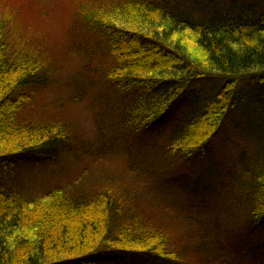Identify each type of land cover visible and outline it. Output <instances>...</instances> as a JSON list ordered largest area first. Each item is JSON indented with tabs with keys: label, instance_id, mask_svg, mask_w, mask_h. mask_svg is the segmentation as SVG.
Masks as SVG:
<instances>
[{
	"label": "trees",
	"instance_id": "1",
	"mask_svg": "<svg viewBox=\"0 0 264 264\" xmlns=\"http://www.w3.org/2000/svg\"><path fill=\"white\" fill-rule=\"evenodd\" d=\"M201 1L207 6L182 8L184 0L75 5L72 29L82 36L68 38L66 52L82 54L84 69L103 65L106 81L125 95L119 103L102 102L96 125L107 144L96 159L114 151L116 140L164 124L179 105L185 111L151 155L126 152L124 175L99 168L95 180L45 186L36 179L47 168L91 151L75 143L67 122L47 120L38 103L62 81L64 53L51 50L46 31L32 34L20 0H0V264H240L230 255L241 253L247 264H264V236L248 244L264 229V158L247 165L245 182L227 191V212L241 216L239 232L227 231L219 218L208 228L196 217L200 209L179 206L180 214H191L182 215L185 231H176L172 220L178 208L164 185L172 168L197 164L232 111L242 116L255 107L238 99L240 85H250L247 94L264 83V0ZM197 84L214 88L202 98L192 90ZM237 100L243 106L235 107Z\"/></svg>",
	"mask_w": 264,
	"mask_h": 264
},
{
	"label": "rangeland",
	"instance_id": "2",
	"mask_svg": "<svg viewBox=\"0 0 264 264\" xmlns=\"http://www.w3.org/2000/svg\"><path fill=\"white\" fill-rule=\"evenodd\" d=\"M87 1L89 0H20L24 5L21 17L30 23L34 30L32 34L37 36L38 32L46 31L48 40L45 42L52 46L51 50L64 53L62 56L66 54L64 60L61 56L59 64L63 69L60 74L62 81L57 86L47 89L38 100L39 106L47 120L67 122L75 135V143L87 145L91 151L89 156L81 154L66 156L59 166L47 168L48 171L36 179L37 184L44 180V185L47 186L52 182L56 184L69 178L85 180L87 177L92 181L95 180L99 168L113 169L124 175V168L128 166L126 152H131L138 158L151 155L154 146L163 145L169 140L176 127V121L184 113L182 110L185 111L184 105H179L176 107L177 110L169 114L164 124L148 132L135 133L126 141L116 140L114 151H110L104 158L96 159L100 157V149L107 144V141L100 143L96 125V117L102 108V102L110 97L113 103H119L125 95L117 93L106 81L103 65L94 62L89 70L84 69L83 63H78L82 54L66 52L68 38L71 37L72 42L73 39L77 40L76 37L82 36V33L73 30L78 23L75 15L78 6L75 5ZM208 2L216 4L218 0ZM200 3L207 6L201 0H184L181 7L184 5L186 8L189 6L196 8ZM176 4L178 8V3ZM246 5L245 1H239L237 7L247 10ZM38 27H41V30L38 31ZM249 86L240 85L237 96L238 99L245 96L244 102L254 103L255 107L248 105L249 111L242 116L241 111H232L225 120L211 151L194 166L189 165L188 168L181 167L180 164L178 167L174 166L170 173V181L164 182L165 187L170 189L173 206L178 208L177 217L172 219L176 231L177 229L185 231L188 228L189 223L181 218L183 214L191 215L186 212L180 214L179 206L190 209L191 213L200 209L196 217L204 220L208 228H214L217 222L215 218H219L227 231H231V227H236L237 232L240 231L242 226L240 214L227 212L225 204L228 200L227 191L231 186L240 187L245 182L247 165L251 169L264 158V83L254 84L246 94ZM213 88L214 86L210 84H197L192 90L203 98L212 92ZM189 103L188 93L185 105ZM102 134L107 140L106 128ZM62 165L63 171L60 174L56 173L58 175L53 174L54 169L58 170ZM258 236H264V229H261L248 244L254 246ZM241 255L242 253L230 257L240 264H247L246 256L241 260Z\"/></svg>",
	"mask_w": 264,
	"mask_h": 264
},
{
	"label": "bare ground",
	"instance_id": "3",
	"mask_svg": "<svg viewBox=\"0 0 264 264\" xmlns=\"http://www.w3.org/2000/svg\"><path fill=\"white\" fill-rule=\"evenodd\" d=\"M190 102H191V98H190ZM241 105L243 106V104L237 100V103H236L235 107H240Z\"/></svg>",
	"mask_w": 264,
	"mask_h": 264
}]
</instances>
